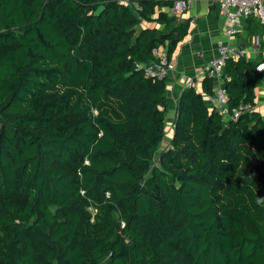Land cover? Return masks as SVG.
<instances>
[{
    "label": "trees",
    "instance_id": "obj_1",
    "mask_svg": "<svg viewBox=\"0 0 264 264\" xmlns=\"http://www.w3.org/2000/svg\"><path fill=\"white\" fill-rule=\"evenodd\" d=\"M175 1L0 0V264H264V117L205 77L161 146L166 79L136 64L185 38L140 29ZM256 66L226 63L229 108Z\"/></svg>",
    "mask_w": 264,
    "mask_h": 264
},
{
    "label": "crops",
    "instance_id": "obj_2",
    "mask_svg": "<svg viewBox=\"0 0 264 264\" xmlns=\"http://www.w3.org/2000/svg\"><path fill=\"white\" fill-rule=\"evenodd\" d=\"M161 12L174 18L171 25L150 26L142 22L140 29L155 27L162 32H168L182 24L188 26L185 38L176 46L169 59L174 65V71L167 76L165 98L168 105L166 119L171 135L180 95L187 88L188 82L192 83L197 92H203L202 81L205 78L206 65L217 56L219 45L244 49L245 61L257 65L264 64V21L255 17L243 19L240 21V34L228 38L225 35L227 24L224 17L218 13L215 0H190L188 8L180 15H173L171 8H163ZM255 37L259 38V46L253 49ZM158 51L166 54L165 48H159ZM258 73L261 78L254 90L253 110L264 117V70ZM224 76L226 79L220 84L225 85L229 77ZM203 95L205 98L208 96L206 93Z\"/></svg>",
    "mask_w": 264,
    "mask_h": 264
},
{
    "label": "built area",
    "instance_id": "obj_3",
    "mask_svg": "<svg viewBox=\"0 0 264 264\" xmlns=\"http://www.w3.org/2000/svg\"><path fill=\"white\" fill-rule=\"evenodd\" d=\"M190 0H176L171 8L173 15L182 14L189 6ZM218 13L222 15L227 24L225 35L231 38L241 32V23L243 19L249 17L259 18L264 21V0H215ZM259 46V38L255 37L253 49ZM155 61L147 64H136V70H142L147 77L157 80L167 79L170 72L174 71L173 63L168 59L164 52L154 51ZM245 50L233 48L229 45H219L217 56L210 60L205 68V77L214 81V87L210 95L206 97L210 107L218 112L222 117L237 120L241 115L254 109L249 104H239L235 108H229L228 95L224 84H220L226 77L223 70L228 61H238L244 59ZM264 70V64L256 66V71ZM187 88L192 87L188 82Z\"/></svg>",
    "mask_w": 264,
    "mask_h": 264
},
{
    "label": "rangeland",
    "instance_id": "obj_4",
    "mask_svg": "<svg viewBox=\"0 0 264 264\" xmlns=\"http://www.w3.org/2000/svg\"><path fill=\"white\" fill-rule=\"evenodd\" d=\"M165 122H166L167 135H165L161 146H164L165 144H167L168 141L171 139V135H169L171 130L168 128L167 119L165 120ZM159 152L156 153V156L159 155Z\"/></svg>",
    "mask_w": 264,
    "mask_h": 264
}]
</instances>
